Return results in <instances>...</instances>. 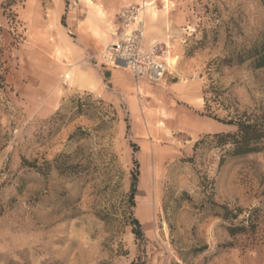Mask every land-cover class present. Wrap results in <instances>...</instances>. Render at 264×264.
Instances as JSON below:
<instances>
[{
    "label": "rangeland",
    "instance_id": "rangeland-1",
    "mask_svg": "<svg viewBox=\"0 0 264 264\" xmlns=\"http://www.w3.org/2000/svg\"><path fill=\"white\" fill-rule=\"evenodd\" d=\"M6 2L0 264H264V144L230 155L208 137L236 130L219 121L228 114L264 115V66H255L264 53V0ZM133 7L142 48L167 67L157 84L106 56L120 13ZM97 62L147 84L142 100L136 84L134 103L120 107L77 91L80 70ZM171 82L193 90L187 107L220 129L175 123ZM223 206L242 210L234 223L251 213L255 233L230 236Z\"/></svg>",
    "mask_w": 264,
    "mask_h": 264
},
{
    "label": "crops",
    "instance_id": "crops-1",
    "mask_svg": "<svg viewBox=\"0 0 264 264\" xmlns=\"http://www.w3.org/2000/svg\"><path fill=\"white\" fill-rule=\"evenodd\" d=\"M95 55V53H93ZM92 54V55H93ZM90 68L80 70V76L76 83L77 91H89L97 94L101 98L109 101L115 107H120L123 102L127 105L134 103L133 93L135 89L133 86L137 85L138 93L136 94L139 100H142L140 94V88L145 91L148 90V85L144 82H135L132 75L125 73L123 70L109 67L106 64L90 63ZM42 79L41 76H38ZM48 80H55L56 76H43ZM172 95L170 100L173 103L174 112L179 115L174 118V122L178 123L183 118L191 121L200 132H212L218 131L221 125L208 118L197 116L194 114V110L187 106H191L190 99L193 98L195 92L193 90H187L186 84L180 82H171L169 85ZM136 90V91H137ZM58 107V103L50 108L45 115H51ZM182 114V115H180ZM210 128H216L211 130Z\"/></svg>",
    "mask_w": 264,
    "mask_h": 264
},
{
    "label": "trees",
    "instance_id": "trees-1",
    "mask_svg": "<svg viewBox=\"0 0 264 264\" xmlns=\"http://www.w3.org/2000/svg\"><path fill=\"white\" fill-rule=\"evenodd\" d=\"M14 0H7L6 4L10 6ZM256 67L264 66V53L258 54L255 62ZM214 119L219 120L216 116ZM223 123L233 125L236 130L233 132H218L212 135H208L217 144L218 147L228 146L226 152L230 155H244L249 153L259 152L264 144V115H249L246 112L242 114L233 116L228 114V119L219 120ZM80 128H77L73 133L70 134L69 139L75 137ZM202 142L198 140L194 147H197ZM57 161V159H54ZM69 167H72L69 166ZM135 180L133 178L132 191L129 195L130 206L134 205V195H135ZM224 209V214L220 217L228 222V226L225 227L227 233L230 236H236L239 234H253L257 227V220L252 217L251 213L248 216H244L240 221L234 223L233 221L237 219L239 214L242 212L240 208L237 209V213L228 212L226 207ZM255 211V209H252ZM249 211V212H252ZM132 224L135 228L132 232L137 236H142L140 231V225L136 218H132Z\"/></svg>",
    "mask_w": 264,
    "mask_h": 264
},
{
    "label": "built area",
    "instance_id": "built-area-1",
    "mask_svg": "<svg viewBox=\"0 0 264 264\" xmlns=\"http://www.w3.org/2000/svg\"><path fill=\"white\" fill-rule=\"evenodd\" d=\"M138 17L139 10L134 7L120 13V31L106 56L110 63L127 68L136 78L157 84L164 79L167 67L153 51L142 48L143 30Z\"/></svg>",
    "mask_w": 264,
    "mask_h": 264
}]
</instances>
